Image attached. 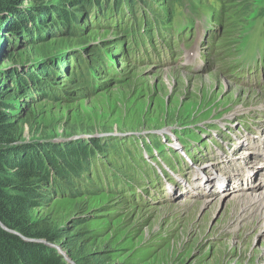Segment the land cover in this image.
I'll use <instances>...</instances> for the list:
<instances>
[{"label": "rangeland", "instance_id": "374dc122", "mask_svg": "<svg viewBox=\"0 0 264 264\" xmlns=\"http://www.w3.org/2000/svg\"><path fill=\"white\" fill-rule=\"evenodd\" d=\"M226 1L211 0L191 24L185 11L181 24L173 21L154 46L146 47L148 54L157 48L153 57L142 61L130 60L127 45L122 48L116 41L121 36L111 38L113 32L107 35L98 29L88 28L78 38L60 34L35 44L23 40L11 46L0 41L2 88L9 92L16 88H9L15 82L5 81L6 73L17 69L18 76H25L23 70L36 72L40 64H47L60 74L54 80L59 92L70 91L64 98L49 100L35 87L31 90L35 101L27 92L24 96L16 92L18 117L13 121L19 122L23 142L60 145L89 143L86 140L93 137L131 139L111 170L113 177L127 174L129 183L138 179L131 194L125 189V197L101 191L54 200L43 194L42 205L31 212L33 220L44 222L61 237L62 252L84 264H264V219L255 212L241 214L231 200L237 193L256 195L264 187V158L248 150H253L259 132L264 136V0ZM216 6L222 9L218 17ZM93 46L110 53L107 71H101L108 87L78 98L81 89H76L68 71H60L59 60L67 55L72 70L73 52L81 50L89 60ZM50 59L58 60L55 66ZM170 71L175 79H167ZM222 80L227 87L219 85ZM209 117L218 120H205ZM171 124L178 126L160 132ZM133 131L142 133L121 135ZM147 136L150 146L139 139ZM155 149L157 154L150 155ZM140 150L146 158L148 151L153 157L146 162L149 165ZM249 156L251 163L260 165L250 166L245 161ZM216 158L222 160L216 163ZM102 161L108 163L106 158ZM227 162L231 168L221 167L228 180L224 183L220 175L209 173L207 165L213 163L219 173L217 165ZM199 170L201 178L210 179L208 188L192 182ZM254 172L258 179L250 185ZM165 179L174 186L168 194ZM143 195L146 203L139 206L136 200Z\"/></svg>", "mask_w": 264, "mask_h": 264}, {"label": "trees", "instance_id": "16d2710c", "mask_svg": "<svg viewBox=\"0 0 264 264\" xmlns=\"http://www.w3.org/2000/svg\"><path fill=\"white\" fill-rule=\"evenodd\" d=\"M210 1L0 0V34L3 32L6 35H0V41L7 40L11 46H17L23 40L35 44L60 34L78 38L88 28L89 31L98 29L107 35L113 32L111 38L121 36L122 40L116 41L122 48L127 45L125 49L130 60L142 61L147 55L154 56L157 47L150 48L149 54L144 51L148 45L154 46L159 41L162 30L169 28L175 20L181 24L185 11L189 16L187 23H193L194 17H199ZM221 11V7L216 6L215 17ZM213 14L210 12L211 17ZM90 52L91 58L87 60L81 50L74 51L71 56L72 65L75 63L72 70L67 55H62L59 60L62 64L60 71L63 70L64 74L68 71L77 84L76 89H81L78 98L86 94L92 96L108 87L102 79L105 72L101 71H107L106 54H110L109 51L93 46ZM56 61L50 59V65L55 66ZM99 65L102 70H98ZM39 67L36 72L34 68L23 70L25 76H18L17 69L6 73L5 81L11 79L15 82V86L10 85L9 88L16 87V90L9 92L8 88L0 85V264H68L50 246L62 243L61 237L52 232L47 224L31 217V212L42 205L43 194L49 195L51 200L94 195L101 191L117 192L125 197L123 190L127 189L129 195L139 185L138 179L129 183L127 174L113 177L111 173L114 160L123 156V149L131 143L129 138L119 140L115 136H106L104 140L90 138L86 140L89 143L60 145L37 140L23 142L20 139L19 122L13 121V117H18L13 98L16 92L23 96L27 92L34 101L37 97L31 90L35 87L38 88L36 92H42L38 95L49 100H58L59 96L64 98L70 93L59 92L54 80L60 74L55 72V68L51 70L47 64H40ZM105 158L108 163L102 161ZM110 182L114 184L109 185ZM120 185H123L122 189ZM136 203L139 206L145 204L144 195ZM65 253L76 264H84L72 258L69 252Z\"/></svg>", "mask_w": 264, "mask_h": 264}, {"label": "bare ground", "instance_id": "6f19581e", "mask_svg": "<svg viewBox=\"0 0 264 264\" xmlns=\"http://www.w3.org/2000/svg\"><path fill=\"white\" fill-rule=\"evenodd\" d=\"M173 71H170V74L169 75H166V76H168V80H170V78H173V79H175V77H174V75H173V73H172ZM216 73V72H215ZM217 74V73H216ZM223 74V73H222ZM184 80V79H183ZM175 81V80H174ZM219 85H221V86H224V87H227V84H226V82L225 81H220V84ZM260 113V112H259ZM259 132V131H258ZM256 134H254V136H255ZM254 140H257V141H254ZM257 142H260V144L259 143H257ZM241 143V141H239V144ZM243 143V142H242ZM249 143H251V141H249ZM243 145V144H242ZM245 146V145H244ZM252 146L254 147V148H256V146H257V151H255V150H250V148L248 149L249 150V152H251V154L253 153V152H259V155H257V156H259V157H261V156H263V158H264V136H263V133L261 132H259V135H257V138H253V141H252ZM260 148H261V150H260ZM244 151V150H243ZM232 153H236V152H234V151H232ZM237 154V153H236ZM246 156V155H245ZM218 157V156H217ZM219 157H221V156H219ZM250 156L245 160L247 163H249L250 162ZM216 159H218V160H216L215 162L216 163H219L222 159L221 158H216ZM243 159V158H242ZM214 160V159H213ZM237 162H239V160L238 161H236V163ZM215 163V164H216ZM251 163V162H250ZM212 165H214L213 163L212 164H208L207 165V167H208V171H209V173H211V174H216V175H220L219 173H218V171L217 170H215L214 169V167L212 166ZM220 166V167H219ZM217 165V168H219L220 169V172H221V174H222V176L223 177H221L219 180H222L221 182H224V183H226V182H228V180H227V178H225L224 176H225V174L222 172V170H221V167H223V169L225 170H227L229 167H231V162H227V163H224V164H220V165ZM205 168V167H204ZM256 171V170H255ZM202 170H199L197 173H196V177H195V179H192V182H194V181H196V182H200L201 183V189H205V188H203V186H202V184H205V186H206V188H208V186H209V184L208 183H211V181H210V179L208 178V177H206V178H201V176H203L202 175ZM199 173V174H198ZM207 174V173H206ZM199 175V176H198ZM249 175V174H248ZM239 176V174H237V177ZM254 178L252 179V180H250V185H253V183L255 182V180L256 179H258V176L255 174V172H254ZM253 176H251V177H249V178H252ZM211 177V176H210ZM245 178V177H244ZM179 179V181L181 180V178L179 177L178 178ZM200 179H201V181H200ZM204 179H206V180H204ZM240 181L239 182H241V178H238ZM245 181V180H244ZM208 182V183H207ZM178 183H176V185H177ZM246 184H247V182H246ZM247 185H249V182H248V184ZM240 187H242L241 185H240ZM247 187V186H246ZM257 187H261L262 188V186H260V184H258V186ZM175 189H176V186H175ZM178 189V188H177ZM200 189V188H199ZM228 189V188H227ZM231 189V188H230ZM233 192H235V190H233V189H231ZM173 190H171L170 192H167V194L168 193H171ZM250 191V190H249ZM227 192H229V193H231V191H227ZM233 194V193H232ZM231 200H233L236 204H237V208H238V210H240L241 211V214H243V215H248V214H250V213H253V212H255L257 215H260L263 219H264V187L261 189V191L260 192H258V194H256V195H252V194H235V195H233V198L231 199ZM208 202V201H207ZM207 202H205L204 204H207ZM264 262V261H263Z\"/></svg>", "mask_w": 264, "mask_h": 264}, {"label": "water", "instance_id": "95a60500", "mask_svg": "<svg viewBox=\"0 0 264 264\" xmlns=\"http://www.w3.org/2000/svg\"><path fill=\"white\" fill-rule=\"evenodd\" d=\"M205 120H208V121H214V120H218V118H213V117H209L208 119H205ZM201 122H202V120H200ZM208 121H206V122H208ZM186 124H189V123H186ZM178 125H174V124H171V125H168V126H164V127H161L162 129H160V132H162V131H164V132H167L169 129L171 130L172 129V127H177ZM181 126V125H180ZM159 129V128H158ZM147 130H144V132H146ZM148 131H151V130H148ZM139 133H142L141 131H133V132H128V133H125V134H121V135H124V136H129V135H138ZM97 137H99V136H97ZM93 138H96V137H93ZM25 241H29L28 239H26V238H24V237H22ZM38 242H42L43 243V241H38ZM45 243V242H44ZM52 247H54L57 251H58V253L61 255V256H63L64 258H65V260H66V262L68 263V264H74V262H72V260H70L69 258H68V256H66V254H65V252H62L61 251V249H60V247H58V246H52Z\"/></svg>", "mask_w": 264, "mask_h": 264}]
</instances>
